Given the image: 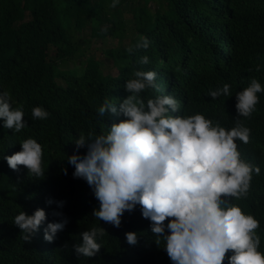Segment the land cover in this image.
Segmentation results:
<instances>
[{"label": "trees", "instance_id": "trees-1", "mask_svg": "<svg viewBox=\"0 0 264 264\" xmlns=\"http://www.w3.org/2000/svg\"><path fill=\"white\" fill-rule=\"evenodd\" d=\"M126 10L133 14L129 35ZM85 31L91 38L119 41L116 49L105 51L117 75L105 74L100 62L87 57ZM141 36L150 41L148 48L137 47ZM145 55L147 64L141 63ZM71 63L82 67L71 69ZM136 70L158 73V87L140 94L145 103L171 94L183 105L175 115L199 112L235 127L236 93L253 78L264 85V0H120L115 7L112 0H0V92L12 94L14 107L24 106L28 122L14 132L0 120V264H173L141 206L126 211L120 227L97 219L100 201L85 179L74 177L67 159L86 154L75 144L81 134H106L125 119L111 112L101 117L98 108L106 98L119 103L130 95L126 83ZM225 83L231 85V97L208 95ZM258 95L251 117L239 118L251 129L250 142L237 144L241 158L261 171L253 172L246 197L229 199L259 220L264 252V93ZM34 106L44 107L48 118H33ZM29 137L43 146V176L24 165L14 170L7 162ZM40 208L47 221L25 240L15 217ZM63 221L66 227L47 241V223ZM101 226L106 233L98 237L99 253L78 254L81 234ZM127 232L138 234L137 244L128 243Z\"/></svg>", "mask_w": 264, "mask_h": 264}, {"label": "clouds", "instance_id": "clouds-1", "mask_svg": "<svg viewBox=\"0 0 264 264\" xmlns=\"http://www.w3.org/2000/svg\"><path fill=\"white\" fill-rule=\"evenodd\" d=\"M119 2L112 0V6ZM149 46L148 38L141 36L137 47ZM149 62L147 55L141 58V63ZM157 76L154 70H136L126 83L130 95L119 103L106 98L98 108L101 117L111 112L125 119L113 123L106 134H81L75 144L78 150L86 148V154L67 157L75 167L74 177L85 179L100 201L94 216L120 227L124 213L141 206L157 242H165L173 264H224L230 250L228 264H264L261 236L256 231L259 220L229 199L246 197L253 172L261 171L241 158L237 140L250 142L251 129L239 118L251 117L264 85L253 78L236 93L238 119L236 126L228 129L199 112L175 115L183 105L171 94L157 95L145 103L140 94L158 87ZM208 95L213 99L231 97V85L225 83ZM14 103L10 92H0V120L5 128L20 132L28 122L24 106L14 107ZM49 115L42 106L32 108L33 118L43 120ZM20 144L21 151L6 157L9 166L19 170L24 165L31 174L43 176L42 144L32 137ZM46 221L43 208L15 217L25 240ZM66 223L48 222L45 239L54 241ZM105 233L102 226L84 231L76 252L96 256L102 248L98 237ZM126 238L132 245L139 239L136 232H127Z\"/></svg>", "mask_w": 264, "mask_h": 264}, {"label": "rangeland", "instance_id": "rangeland-1", "mask_svg": "<svg viewBox=\"0 0 264 264\" xmlns=\"http://www.w3.org/2000/svg\"><path fill=\"white\" fill-rule=\"evenodd\" d=\"M124 18L127 23V32L129 35L133 27L131 23L133 14L130 11L126 10ZM81 36L84 40L89 42V45H84L86 50H88L87 57L95 58L98 62H100L103 66V71L105 74L117 75L118 71L113 66V60L105 54V51H107L108 49H116L120 45L119 41L116 39L100 40L98 38H91L89 31L83 32ZM129 41V38L125 40V42L123 43L125 47L129 45ZM81 67L82 66L78 63L70 64L71 69H80Z\"/></svg>", "mask_w": 264, "mask_h": 264}]
</instances>
